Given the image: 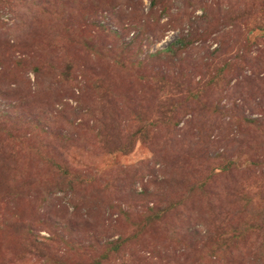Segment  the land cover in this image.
Returning <instances> with one entry per match:
<instances>
[{
  "label": "rangeland",
  "instance_id": "374dc122",
  "mask_svg": "<svg viewBox=\"0 0 264 264\" xmlns=\"http://www.w3.org/2000/svg\"><path fill=\"white\" fill-rule=\"evenodd\" d=\"M0 264H264V0H0Z\"/></svg>",
  "mask_w": 264,
  "mask_h": 264
},
{
  "label": "trees",
  "instance_id": "16d2710c",
  "mask_svg": "<svg viewBox=\"0 0 264 264\" xmlns=\"http://www.w3.org/2000/svg\"><path fill=\"white\" fill-rule=\"evenodd\" d=\"M174 45H172V43H169V45L164 49V52H174L176 49H172ZM173 50V51H172ZM6 115V114H5ZM162 179V176H160ZM149 209H152V207H150Z\"/></svg>",
  "mask_w": 264,
  "mask_h": 264
}]
</instances>
